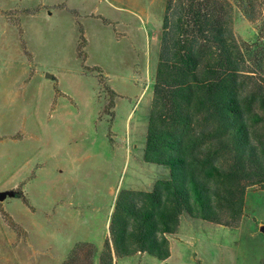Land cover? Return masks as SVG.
<instances>
[{
	"label": "rangeland",
	"instance_id": "rangeland-1",
	"mask_svg": "<svg viewBox=\"0 0 264 264\" xmlns=\"http://www.w3.org/2000/svg\"><path fill=\"white\" fill-rule=\"evenodd\" d=\"M224 5L253 75L242 90L264 88V0ZM171 13L168 0H0V264H264V184L239 221L182 207L160 247L117 246L125 193L171 178L146 158Z\"/></svg>",
	"mask_w": 264,
	"mask_h": 264
},
{
	"label": "trees",
	"instance_id": "trees-1",
	"mask_svg": "<svg viewBox=\"0 0 264 264\" xmlns=\"http://www.w3.org/2000/svg\"><path fill=\"white\" fill-rule=\"evenodd\" d=\"M168 0L146 158L170 167L151 192L128 191L117 218L122 252L158 248L184 207L238 220L249 185L264 184V122L224 0ZM174 11V12H173ZM264 102V98L262 99ZM256 126V129H253Z\"/></svg>",
	"mask_w": 264,
	"mask_h": 264
},
{
	"label": "water",
	"instance_id": "water-1",
	"mask_svg": "<svg viewBox=\"0 0 264 264\" xmlns=\"http://www.w3.org/2000/svg\"><path fill=\"white\" fill-rule=\"evenodd\" d=\"M47 77L52 78L53 75L51 73H47ZM8 193H10V192H2V193H0V199L1 200L4 199L7 196Z\"/></svg>",
	"mask_w": 264,
	"mask_h": 264
}]
</instances>
